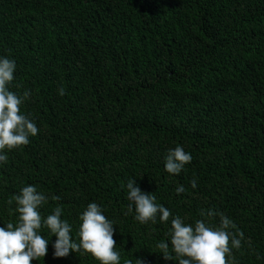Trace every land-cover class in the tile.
<instances>
[{"label": "trees", "instance_id": "trees-1", "mask_svg": "<svg viewBox=\"0 0 264 264\" xmlns=\"http://www.w3.org/2000/svg\"><path fill=\"white\" fill-rule=\"evenodd\" d=\"M0 57L15 60L9 89L30 90L21 111L39 129L5 149L0 227L17 223L14 197L34 185L48 196L41 215L60 207L76 242L95 202L115 223L120 264H179L170 241L173 260L156 247L170 221L129 212L134 179L186 223L223 212L245 237L234 264H264V0H0ZM177 145L192 160L169 174ZM39 231L48 251L31 264H101L83 250L54 257L56 236Z\"/></svg>", "mask_w": 264, "mask_h": 264}, {"label": "clouds", "instance_id": "clouds-1", "mask_svg": "<svg viewBox=\"0 0 264 264\" xmlns=\"http://www.w3.org/2000/svg\"><path fill=\"white\" fill-rule=\"evenodd\" d=\"M16 62L8 57H0V162L8 159L5 149L12 150L30 142V136H36L39 129L29 115L21 111V105L30 98V90L22 96L9 89L14 80ZM64 94V89H59ZM192 155L186 153L182 146L170 149L165 158V170L169 174H179ZM192 186L196 187L195 180ZM129 212L135 205V219L141 224L149 221L155 223L157 216L161 223L170 221L166 234L169 239L161 240L156 247L163 253L165 260H173L172 253L179 264H234L233 249H240L245 240L244 233L234 221L218 210H201V219L194 224L186 223L185 218L173 216L162 204L156 203V197L145 193L136 185L134 179L127 183ZM184 187H177V194L184 192ZM59 200L60 197H53ZM18 221L0 227V264H31V261L45 257L49 240L40 234L42 227H47L56 236L53 243V256L67 257L71 252L91 253L101 264H120V253L115 251L116 241L113 238L115 229L113 221L106 218L102 208L95 202L87 205L80 219L79 242L71 236L72 225L61 218L62 209L56 207L52 214L43 217L40 208L47 202L48 196L38 191L36 186L23 187L14 197ZM12 203V201H9ZM219 216L218 226L211 224V219ZM171 242L172 253L169 252ZM124 264H133L125 260ZM136 264H144L136 258Z\"/></svg>", "mask_w": 264, "mask_h": 264}]
</instances>
